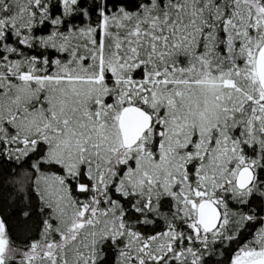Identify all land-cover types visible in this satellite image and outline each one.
Listing matches in <instances>:
<instances>
[{
  "label": "snow or ice",
  "instance_id": "6c2138e0",
  "mask_svg": "<svg viewBox=\"0 0 264 264\" xmlns=\"http://www.w3.org/2000/svg\"><path fill=\"white\" fill-rule=\"evenodd\" d=\"M0 170V264H264V0H0Z\"/></svg>",
  "mask_w": 264,
  "mask_h": 264
},
{
  "label": "trees",
  "instance_id": "16d2710c",
  "mask_svg": "<svg viewBox=\"0 0 264 264\" xmlns=\"http://www.w3.org/2000/svg\"><path fill=\"white\" fill-rule=\"evenodd\" d=\"M9 173L4 170H0V207L5 208L6 210H11L12 203V190L9 185ZM16 231L17 234L21 237H27L35 231V222L34 220H16Z\"/></svg>",
  "mask_w": 264,
  "mask_h": 264
}]
</instances>
